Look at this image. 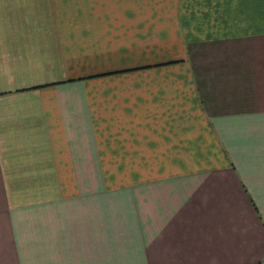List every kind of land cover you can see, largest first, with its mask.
Segmentation results:
<instances>
[{
	"label": "crops",
	"instance_id": "0c3cea01",
	"mask_svg": "<svg viewBox=\"0 0 264 264\" xmlns=\"http://www.w3.org/2000/svg\"><path fill=\"white\" fill-rule=\"evenodd\" d=\"M0 264H264V0H0Z\"/></svg>",
	"mask_w": 264,
	"mask_h": 264
}]
</instances>
